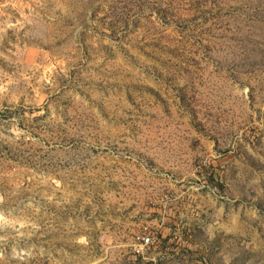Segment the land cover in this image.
<instances>
[{
  "label": "rangeland",
  "instance_id": "rangeland-1",
  "mask_svg": "<svg viewBox=\"0 0 264 264\" xmlns=\"http://www.w3.org/2000/svg\"><path fill=\"white\" fill-rule=\"evenodd\" d=\"M0 264H264V0H0Z\"/></svg>",
  "mask_w": 264,
  "mask_h": 264
},
{
  "label": "built area",
  "instance_id": "built-area-1",
  "mask_svg": "<svg viewBox=\"0 0 264 264\" xmlns=\"http://www.w3.org/2000/svg\"><path fill=\"white\" fill-rule=\"evenodd\" d=\"M154 243V238L152 235L148 234L140 238V241L137 243V252L143 253L151 244Z\"/></svg>",
  "mask_w": 264,
  "mask_h": 264
}]
</instances>
